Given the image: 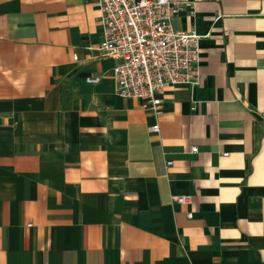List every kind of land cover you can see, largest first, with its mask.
Listing matches in <instances>:
<instances>
[{"label":"crops","instance_id":"0c3cea01","mask_svg":"<svg viewBox=\"0 0 264 264\" xmlns=\"http://www.w3.org/2000/svg\"><path fill=\"white\" fill-rule=\"evenodd\" d=\"M95 1L0 0V264H264V0H175L201 78L157 114Z\"/></svg>","mask_w":264,"mask_h":264},{"label":"built area","instance_id":"2783aa9c","mask_svg":"<svg viewBox=\"0 0 264 264\" xmlns=\"http://www.w3.org/2000/svg\"><path fill=\"white\" fill-rule=\"evenodd\" d=\"M95 3L99 10L97 23L103 34L99 48L103 55L119 59L112 67L115 92L119 96L137 98L157 114L167 86H193L199 82L200 34L172 26V17L183 8L180 2L96 0ZM85 79L96 83L100 75ZM259 115L264 118V111ZM147 129L159 132L158 121ZM191 150L196 151L197 147L192 145ZM171 163V159H165L166 166ZM172 200L184 204L189 196L177 194ZM191 215L188 211L187 216Z\"/></svg>","mask_w":264,"mask_h":264}]
</instances>
